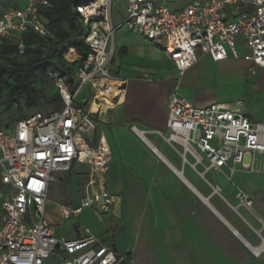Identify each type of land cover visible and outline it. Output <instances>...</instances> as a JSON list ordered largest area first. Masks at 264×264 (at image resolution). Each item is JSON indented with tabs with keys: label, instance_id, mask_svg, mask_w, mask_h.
I'll list each match as a JSON object with an SVG mask.
<instances>
[{
	"label": "built area",
	"instance_id": "obj_1",
	"mask_svg": "<svg viewBox=\"0 0 264 264\" xmlns=\"http://www.w3.org/2000/svg\"><path fill=\"white\" fill-rule=\"evenodd\" d=\"M118 0H92L77 4L73 13L84 30L87 54L74 48L63 54L66 67L75 65L71 78L57 69L47 71L62 102V109L47 115L35 114L16 121L12 133L0 122V264H45L54 257L59 264H128L126 255L103 244L86 226L78 238L55 236L46 220L49 191L59 173L74 164L89 167L90 179L80 206L58 205L64 220L80 217L91 206L108 208L114 197L106 192L111 152L100 134L95 115L102 108L117 106L125 83L117 86L111 72L115 57L113 40L120 28L136 31L161 47L175 68V85L167 100V129L152 131L130 125V131L154 154L161 156L149 140L156 134L171 146L182 148L206 171L237 166L254 171L253 158L264 156V123L252 119L245 108L212 103L199 108L180 94V83L200 56L215 63L243 59L252 64L249 72L264 69V0H195L179 11H171L165 0H126V13L116 27L113 8ZM51 0H0V57L4 46H14L24 55L25 34L54 38L47 15ZM86 95L79 102L80 93ZM98 106L92 112L93 105ZM82 105L88 106L87 109ZM237 200L251 208L253 201L242 190ZM256 257L261 252L250 246Z\"/></svg>",
	"mask_w": 264,
	"mask_h": 264
},
{
	"label": "crops",
	"instance_id": "obj_2",
	"mask_svg": "<svg viewBox=\"0 0 264 264\" xmlns=\"http://www.w3.org/2000/svg\"><path fill=\"white\" fill-rule=\"evenodd\" d=\"M113 46L111 72L117 86L125 83L124 95L114 108L99 110L95 119L111 152L105 188L114 199L106 209L86 208L96 214L102 211L104 217L99 227L83 226L103 244L126 255L128 264H264V156L253 158L254 171L240 166L234 172L229 168L206 171L202 165L194 168L190 155L184 160L181 147L150 134L161 156L154 154L129 126L165 132L175 68L161 47L136 31L118 29ZM204 60L220 67L232 61L215 63L208 55ZM245 66L249 78H259L251 83L252 92L264 93V69L257 68L252 75V64ZM187 90L180 94L196 107L212 103L243 107L252 119L264 123V110L259 107L262 98L224 101ZM93 106L92 112H97L98 106ZM89 179L90 170L87 183ZM240 190L253 201L251 208L237 200ZM82 197L83 193L79 201ZM250 246L261 252L259 258Z\"/></svg>",
	"mask_w": 264,
	"mask_h": 264
},
{
	"label": "rangeland",
	"instance_id": "obj_3",
	"mask_svg": "<svg viewBox=\"0 0 264 264\" xmlns=\"http://www.w3.org/2000/svg\"><path fill=\"white\" fill-rule=\"evenodd\" d=\"M195 0H165L166 6L171 11H179ZM126 0H118L113 8V22L117 25L122 22L125 17ZM63 29H67L68 25L63 24ZM52 44H46L43 48L42 59H48L50 62L62 69L59 63ZM241 59H232L231 63L227 66L220 67L213 65L205 61L206 55H202L198 59L197 67L193 70H188L180 83L181 92H185L184 89H188L187 92L193 91V93H203L214 95L220 100H233L235 98H241L245 96L247 100L254 101V98L259 100L264 99V93L255 94L252 92L251 83L259 78H249L247 73L246 62L243 59V52L240 51ZM34 55H13L9 57L8 62L28 65ZM46 68L42 65L34 69L33 88L35 92L23 96L19 99V102L8 110L0 111V122L2 126L12 133L13 126L16 121L27 119L35 114L47 115L56 112L62 107L61 101H59V94L53 82L49 81L46 76ZM263 75V74H261ZM8 78H6L7 80ZM211 81V85H207L206 81ZM191 89V90H190ZM86 95V91L82 90L80 93L79 102L81 97ZM262 98V99H261ZM6 91H0V109L4 108V103L7 100ZM259 107L264 110V100L259 102ZM87 109L88 106L82 105ZM100 136V131L94 134L93 141L89 143L90 146L95 147L97 140ZM195 163V161H193ZM89 168V167H88ZM83 165H74L72 171L67 173H59V181L51 185L49 191V202L46 210V220L54 227L55 236L67 239L77 238L78 228L84 224L101 225L103 219L102 211L98 214L91 212L89 209H84L81 217H72L70 220H64L58 210V205H69L70 207L80 206L79 198L83 193L87 179L89 176V170ZM84 169V170H83ZM83 170L82 172H80ZM64 176V177H63ZM60 177L63 179L60 180ZM75 204L76 206H72ZM149 259H153V256H148ZM45 264H59V262L51 257Z\"/></svg>",
	"mask_w": 264,
	"mask_h": 264
},
{
	"label": "trees",
	"instance_id": "obj_4",
	"mask_svg": "<svg viewBox=\"0 0 264 264\" xmlns=\"http://www.w3.org/2000/svg\"><path fill=\"white\" fill-rule=\"evenodd\" d=\"M51 1L53 3V10L47 15V18L53 30L54 38L42 39L31 31L25 34V54L34 55L28 65L8 62L9 57L18 55L17 49L14 46H4L2 48L0 57V91H6L8 99L4 103V108L0 109L1 112L17 104L21 97L35 92L32 81L36 67L42 65L46 68V72L49 69H57L63 75L71 78L76 66L73 65L69 68L65 66L63 61L64 52L69 48H74L82 54H87L88 52V47L83 37V25L79 17L73 13V7L77 4H88L92 0ZM63 24L68 25V28L63 29ZM46 44H52L57 49L55 54L59 59L62 69L54 66L50 60L42 59L43 48ZM6 78L8 79L6 80ZM59 101H61L60 97Z\"/></svg>",
	"mask_w": 264,
	"mask_h": 264
},
{
	"label": "bare ground",
	"instance_id": "obj_5",
	"mask_svg": "<svg viewBox=\"0 0 264 264\" xmlns=\"http://www.w3.org/2000/svg\"><path fill=\"white\" fill-rule=\"evenodd\" d=\"M93 110H94V111L96 110V106H93Z\"/></svg>",
	"mask_w": 264,
	"mask_h": 264
}]
</instances>
